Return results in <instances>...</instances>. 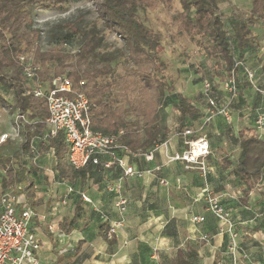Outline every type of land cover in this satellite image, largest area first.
Here are the masks:
<instances>
[{"label":"crops","instance_id":"obj_1","mask_svg":"<svg viewBox=\"0 0 264 264\" xmlns=\"http://www.w3.org/2000/svg\"><path fill=\"white\" fill-rule=\"evenodd\" d=\"M240 63L235 73L239 98L229 102L227 118L216 114L205 120L201 88L187 85L184 90H173L191 100L199 118L181 119L173 103L161 104L158 124L164 129L163 138L126 156L141 172L140 177H123L119 168L94 165L84 171L73 169L67 162V147L69 172L60 174L54 149L41 150L47 141L38 139L36 152H13L19 180L7 189L19 194L21 201L34 210L29 229L40 242L36 253L40 264H174L177 250L193 251L192 264L198 260L200 264H226L220 257L226 255L227 236L216 233L219 223L205 209L207 194L218 195L230 212L241 248L261 250L264 260V217L258 218L261 213H256L264 207V170L261 179L249 189L232 173L240 136L256 132L264 140V129L256 131L254 126L256 116L264 113V40H247ZM246 70L252 72L251 79ZM222 92L225 99L219 106L228 100L227 93ZM46 129L45 126L42 134ZM198 138H205L209 146L203 158L205 175L198 165L188 167L185 161L169 160L186 148V141ZM148 152H152L151 160L144 157ZM23 158H28L30 164H19ZM118 182L128 205L122 227L109 241L108 222L118 220L120 215L114 208L113 193L106 187ZM81 194L91 202H84ZM194 215L203 216L204 221L192 223Z\"/></svg>","mask_w":264,"mask_h":264},{"label":"trees","instance_id":"obj_2","mask_svg":"<svg viewBox=\"0 0 264 264\" xmlns=\"http://www.w3.org/2000/svg\"><path fill=\"white\" fill-rule=\"evenodd\" d=\"M171 1L95 0L97 17L105 29L114 32L123 41L127 51L126 74L118 80H111V60L97 59L103 35H90L75 53L63 50L65 44L71 43L68 36L45 50L37 46L40 30L31 27L33 6L39 4L50 10H60L67 0H0V106L24 115L31 122L22 125L21 150H30L31 138L42 134L48 111L43 98L29 93L33 81L24 76L23 66L18 60L20 55L39 67L38 77L43 83L54 76L67 77L74 90L85 94L90 101L91 130L103 134L123 130L120 141L131 152L147 148L163 138L164 129L158 121L159 106L165 102L174 104L181 119H198L199 112L191 105V100L181 93L174 94L166 81L165 65L161 60L164 53L161 32L140 17L148 8L153 9L159 3L170 7ZM178 1L182 10L173 18L178 21L179 30L191 37L199 36L198 45L208 57L222 63L227 76L232 71L236 73L238 66H235V61L240 62L252 21L264 25V0H250L251 16L242 25L231 22L236 58L224 23L217 13L216 0ZM4 92L10 94L11 100ZM240 139L232 173L249 189L261 179L264 170V140L256 132L242 134ZM49 147L54 149L59 173L69 172L65 160L67 146L61 133L48 139L47 146L41 147V150ZM88 166L76 170L84 171ZM0 167L4 171L0 184L4 192L19 177L11 158L0 157ZM193 258V251L177 250L173 263L192 264Z\"/></svg>","mask_w":264,"mask_h":264},{"label":"built area","instance_id":"obj_3","mask_svg":"<svg viewBox=\"0 0 264 264\" xmlns=\"http://www.w3.org/2000/svg\"><path fill=\"white\" fill-rule=\"evenodd\" d=\"M19 62L23 66V74L28 80L33 81V87L29 91L34 97L43 98L48 111L44 120L46 131L43 134L33 136L29 142L30 149L36 152V140L42 143L48 141L57 133H61L67 146V162L73 169H81L87 165L99 166L103 169L119 168L123 177H140L141 172L134 169L127 161L126 156L132 154L128 147L120 140L124 135L123 130L116 133L103 134L91 130L90 101L83 93L74 90L67 77L58 75L43 83L38 77L39 67L29 61L26 56L20 55ZM235 61V66H240ZM249 79L251 72L246 70ZM228 95L224 105L219 106L215 97L211 95L210 82H204L202 97L205 100V120H210L216 114L229 116V102L237 97V83L235 72L227 77L222 85ZM259 90L258 88H256ZM23 123L28 122L22 114L16 113L13 119V127L10 132L0 133V144L7 139L17 138L22 130ZM255 130L264 129V113H259L255 119ZM185 134L191 133L185 131ZM186 148L169 157V160L185 161L188 167L198 165L203 175L207 167L203 158L209 152L208 142L205 138H198L185 142ZM146 160L152 159V152L144 154ZM161 184L165 183L160 181ZM121 184H111L106 187L113 193V204L120 215L118 220L108 222L106 239L111 240L123 225V213L127 209L128 200L121 193ZM68 191H72L71 188ZM84 202L90 203V198L81 194ZM205 209L219 223L216 233L226 235V252L231 264H249V254L242 249L238 241V231L231 219L230 212L222 205L220 197L207 194L205 197ZM34 215L33 208L21 201L19 194L12 190L2 192L0 195V264H40L36 253L40 249V242L30 231L29 224ZM204 217L194 215L192 223H201ZM207 239L206 236H203Z\"/></svg>","mask_w":264,"mask_h":264},{"label":"rangeland","instance_id":"obj_4","mask_svg":"<svg viewBox=\"0 0 264 264\" xmlns=\"http://www.w3.org/2000/svg\"><path fill=\"white\" fill-rule=\"evenodd\" d=\"M94 2L95 0H67L60 10H50L41 7L39 4L34 5L32 8L33 21L31 27L40 30L37 46L41 50H45L59 39L68 36L71 43L65 44L63 50L75 53L82 42L90 35H103V41L97 49V59L99 61L110 59L113 71L109 75V79L118 80L126 74L128 69L126 47L114 32L104 28L102 21L97 17ZM216 3L217 13L224 23V29L236 58L237 52L234 49L231 22L242 25L243 22L249 20L251 16L250 0H216ZM181 10L182 6L179 1L172 0L168 8L159 3L153 9L148 8L145 15L140 14L141 19L147 25L160 31L163 36L164 53L161 55V60L165 65L164 76L166 81L172 90H184L187 85H191L192 88H201L202 90L203 83L210 82L211 95L221 104V101L225 99L222 85L228 76L221 70L223 65L221 66L222 63H219L218 59L205 55L202 47L197 43L199 36L191 37V35L179 30L178 21L174 20L173 16L180 13ZM247 38V40L255 38L264 40V25L253 20ZM235 78L237 83V77ZM250 84L254 86L253 88H257L254 82ZM239 88L237 83L238 94L234 102L239 98ZM4 94L8 100H11L9 93L4 92ZM16 113V111L11 112L7 108L0 106V133L12 131L13 119ZM21 132L22 130L17 138L7 139L0 144V157H11L13 166L16 165L17 161L13 158V152L21 149L20 146L23 143ZM21 163L25 166L30 164L28 158L21 159L19 164ZM1 170L0 167V178L3 176ZM2 190L0 188V195L3 192ZM256 213H261L258 218H263L264 207L257 209ZM261 226H264V220L261 222ZM242 249H247L249 264H264L261 250L259 251L255 247L254 250H250L249 247L244 248V246H242ZM225 254L220 258L226 264H231L226 250ZM197 264H200L199 260Z\"/></svg>","mask_w":264,"mask_h":264}]
</instances>
